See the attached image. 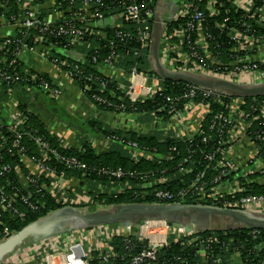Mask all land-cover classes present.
<instances>
[{"label":"built area","instance_id":"1","mask_svg":"<svg viewBox=\"0 0 264 264\" xmlns=\"http://www.w3.org/2000/svg\"><path fill=\"white\" fill-rule=\"evenodd\" d=\"M92 1L84 0L82 13L75 14L72 17L73 22L67 21L64 18L65 16L61 17L57 22L42 20L38 15V6L34 5L32 0L26 1L24 21L21 23L16 21L14 24L21 29L19 35H17L18 37L0 40V86L22 81L21 76L16 74V72L11 73L12 70H16L19 66L20 57L25 51L32 52L38 45L44 44L45 40L50 38L56 39L58 37L73 39L74 42L82 44L87 34H94L91 29L92 22L104 21L105 16L99 9L91 12ZM73 3L74 1L72 0L70 8H73ZM98 3H100V0H96V4ZM58 8L61 9L60 6ZM230 8L239 13L241 18L239 23L236 24L238 26L228 27L230 38L235 42V48L230 51L231 55L229 58L231 63L223 65L220 63L221 60L209 50L207 41L210 40V36L205 33L206 29L203 26V22L206 18H212L216 20V25H218V20L223 14H229ZM123 10L124 12L120 13L118 18L137 24L139 27L137 30L138 42L141 45V51L150 50L152 41L150 22L155 15L153 10L146 9L143 2L139 0H130ZM186 18H188V21L182 29L172 31L171 34L167 32L164 34V43L167 42L169 46L166 54L167 57L164 59L166 66L177 72L190 71L202 73L236 83L260 84L264 82V33H259L256 28V25L264 26V0H181L176 14V21ZM74 21H78L79 24L74 23ZM224 23H229V20L225 19ZM195 33L199 34V39L196 41L192 39V35ZM30 37H34V45L28 43ZM117 37L122 41L131 39L129 34L123 32H118ZM111 45L112 48H115L113 42ZM67 47H69V44L65 45V50ZM51 48L54 49L55 47L51 46ZM47 50L46 52L48 53ZM243 52L245 53L243 56L234 54ZM9 54L11 58L8 57ZM58 60L53 59L54 64L57 66L59 64ZM208 61L217 66L211 69L207 63ZM66 63L64 62V64ZM93 63L97 67V70L100 71L111 68L117 69L114 66L112 58L100 61L95 57L93 58ZM178 63H183L184 66L178 67ZM72 66L65 71L68 78L72 83L75 79L81 81L83 75L82 69L78 65H75L71 69ZM127 74L129 79L127 86L124 87L125 97L132 104L148 101L157 95L163 96L161 80L155 74L141 72L137 66L132 68ZM93 78L89 76L88 80L90 81ZM107 86L104 80L100 82V87L103 91L106 90ZM186 86L187 90L182 95L176 97L163 96L166 101L164 110L169 122H175L177 126H184L182 128L186 129L189 125L188 122L190 121L192 111L196 104H199L196 99L200 97L204 100H216L226 111V113L225 111L214 113L209 104L202 102L201 104L205 107L203 121L199 123V128L193 135L188 137L184 135L186 137L183 138L189 140L197 135L205 136L202 127L208 116H211L209 128L211 131L216 132V146L219 149L216 153L212 151L209 153L202 152L205 160L212 165L213 170L217 174L211 183L215 186H226L229 190L231 189L230 191L233 195L248 191L244 185L253 179H258L257 181H260L264 185V100L259 101L257 98H253L252 102L247 104L245 98L228 97L209 89L193 85ZM39 87L53 98H61L62 91L59 86L54 88L48 82L41 80ZM91 89L90 86H85L82 93L85 94L91 91ZM13 92L16 91L11 89L10 93ZM92 99L98 104L113 106L100 95L94 94ZM113 108L116 109L114 114L128 116L127 113H124L126 111L125 105L113 106ZM131 110H133V113L130 116L139 118L138 108L131 107ZM28 114H31L29 110L23 112L18 108L12 118L11 124L8 126L11 133V148L21 154L23 161L27 163L28 172H20L22 187L26 189L30 185L35 186L38 183L36 177L39 175L47 174V176L54 177L55 172L53 168L46 162L52 159L66 165L70 169L81 171L83 178H85L89 168L84 163L76 158L59 153L48 141L38 136L36 132H23L19 130V127L27 123ZM148 116L153 123L163 124L165 122L164 118L158 117L155 112H148ZM1 127L2 125H0V129ZM182 128L175 134V138L181 137ZM26 138L42 152L41 158L30 159L26 156L27 150L23 144V140ZM204 142H208L207 137L206 139L204 138ZM105 143H107L106 140ZM125 147L132 152L134 160L138 159L140 155H146L147 157L154 155L151 154V150H142L136 143L128 142ZM3 148L5 147L0 143V152ZM220 150L221 152H219ZM189 160L190 158L185 162L187 163ZM16 168V166L11 164L1 166L0 182ZM180 171L184 172L185 170L181 169ZM96 172L100 176L117 179L134 176L121 169H101L96 170ZM231 178L233 180L232 183L229 181ZM239 179L245 182L242 184L239 182ZM164 180L167 179H162L161 182L164 183ZM79 184L80 182L77 179L73 181L56 179L55 181H50L49 186L45 185V182L42 186L38 184L35 190L29 191L27 194H23L20 189L7 193L0 184V227H2L0 229V238L2 242L16 234L2 222L4 213L12 214L20 219L26 218V213L21 210V207H27L32 211H38L40 207H44L45 203L37 197L42 196V192L47 189L50 190L52 197L58 202L64 205H73L80 196L75 190H71V188H76ZM206 186L207 183L193 182L191 188L195 191L204 192ZM125 188L124 186H118L117 191L120 192V190H125ZM182 195L183 193H180L178 196H175L170 192L163 191L156 192L154 195H150L149 193L144 194V196H152L160 202L175 204L177 203L174 200ZM221 198L214 193L206 201L211 200L214 203L212 205L214 207L264 212V194L245 195L238 199L233 196L234 199L232 200H221ZM78 233L69 234L67 236L68 243L73 244L78 241L79 243L81 242L83 247H93L85 251L81 249L80 251L77 250L76 252L82 253L79 256H74L76 252L70 254V250L45 251L43 254L45 264H91L94 260L92 256L93 251L98 249H107L105 255L99 257V260L103 263L120 258V255L113 248H109L113 236L124 238L130 246L133 244V240H136L137 245L141 248L139 252L122 258L123 260H128L129 264H161L159 262V253L162 249L169 246L172 236H176V242L183 236L191 238L195 244L193 248L195 251H199L202 246L206 248L214 243L212 238L202 236L199 231L192 229L187 232L181 226L177 224L169 226L167 221L161 219L146 220L136 226L117 225L113 228L100 226L86 230L85 233ZM48 242H40L39 244L28 246L26 249L20 250L11 256L8 261H28L29 255L37 250L46 248Z\"/></svg>","mask_w":264,"mask_h":264},{"label":"trees","instance_id":"2","mask_svg":"<svg viewBox=\"0 0 264 264\" xmlns=\"http://www.w3.org/2000/svg\"><path fill=\"white\" fill-rule=\"evenodd\" d=\"M26 1L28 0H3L4 7L0 9V23L2 20L6 22L9 21L13 24H15L16 21L20 23L23 22L26 12L24 9ZM32 1L34 5L41 6L48 0ZM71 1L72 0H57L56 8L60 6L61 9L59 11L63 13L62 16H65L64 18H66L67 21L73 22L72 17L77 13H82L84 0H73V8H70ZM139 1L143 2L146 9L153 10L156 14L159 0ZM129 2L130 0H100V3L96 4V0H93L92 4L94 7L91 6V12H94L95 9H99L104 13V21H107L124 12L123 9L129 4ZM230 9L231 11L229 14H223L218 20V25H216V20L212 18H206L203 22V26L206 29L205 33L210 36V40L207 41L209 50L214 56H217L221 60L220 63L223 65L231 63L229 58L231 55L230 51L235 48V42L230 38L228 27L238 26L236 24L239 23L241 18L240 14L236 13L233 8ZM38 13L42 20H46V16H44L43 12L40 11ZM154 19L155 15L150 22L151 32L154 27ZM225 19H228L229 23H224ZM187 21L188 18L171 22L167 26L166 32L171 34L172 31L182 29ZM74 23L79 24L78 21H74ZM138 28L137 24L125 21L124 19L123 24H121V27L119 28H112L110 26L100 27L98 21H94L91 25L94 34H87L82 44L74 42L73 39L63 37L45 40L44 45L46 44L48 47L47 51L51 60L59 59L58 66H60L64 72L70 69L71 65H73L71 69H73L75 65H78L82 69L83 75L81 81L75 79L73 80V84L80 91H82L85 86H90L92 88L91 91L85 93V96L98 111L102 113H114L116 109L113 108V106L125 105L126 111L124 113H127L128 115L133 113L131 107L138 108V113L140 115L139 121L141 123L150 121L148 112H155L158 117H163L165 122L163 124H156L153 131L147 133L126 132L114 129L104 122L89 117L85 119L82 124L85 123L84 125L93 135H98L107 141L105 148L101 151L100 149L94 148L88 141L84 140L80 141L79 148L61 146V139L57 135L50 133L47 126H45L35 115L28 114V121L25 125L19 127L20 131L36 132L38 136H41L44 140L48 141L59 153L71 158H76L84 163L89 168V171L87 176L83 178L81 171L70 169L54 159L47 160V164L52 167L55 172L53 175L54 177L47 176V174L39 175L36 177L38 183L35 186L30 185L26 189L21 185L20 172L23 171L24 173H27V165L25 161H23L22 155L11 148V133L9 132L8 127L2 126L0 129V143L5 148L0 152V167L6 164H11L17 167L0 182L7 193H12L15 189H20L23 194H27V192L35 190L38 184L42 186L45 182V185L49 186L50 181H55L56 179L67 181L77 179L80 182L78 187L71 188V190H75L80 196L77 202L73 205H64L61 202H58L52 197L50 190L47 189L42 192V196L40 195L37 197L45 203L44 207H40L38 211H32L27 207H21V210L26 213V218L20 219L12 214L4 213L2 222L10 227L16 234L24 233L28 226L39 222L52 214L65 212L66 215L69 216V209L76 208L82 210L84 208L96 211L105 207L113 208L124 205L155 203L169 205L175 204L157 201L152 196H144L145 193L154 195L156 192L163 191L170 192L175 196L183 193V195L177 197L174 202L184 206H212L214 203L211 200L208 202L206 200L210 199L214 193H216L217 196L222 197L221 200H232L234 199L233 196L238 199L245 195L264 194V185H262L260 181H257L258 179H253L244 185L248 191L235 195H233L230 191L231 189L229 190L226 186H215L211 183L217 174L213 170L212 165H210L202 155V152L209 153L212 151L216 153L219 149L216 146V132L211 131L209 128L211 121L210 115L204 121L202 127L205 136L197 135L189 140L181 137L175 138L177 124L168 121L166 111L164 110L166 101L163 96L176 97L184 94L187 90L186 84L160 79L163 96L157 95L148 101L132 104L125 97V89L118 87V84L114 80L105 77L100 70H97V67L94 66L95 64L93 63V58L95 57L100 61L112 58L114 60V66L118 68V72L123 70L128 73L132 68L137 66L141 72L152 73L149 61L151 51L149 49L141 51V45L138 42ZM256 28L259 33H264L263 25H256ZM20 30L21 29H19L17 35H19ZM118 32L129 34L131 39L122 41L117 37ZM101 33H105V35L100 36ZM192 39H194V41L199 39V34H193ZM112 42L114 43L115 48H112ZM28 43L34 45V37H30ZM66 44H69V47L65 50L64 47ZM51 46L55 48L52 49ZM75 53H83L85 57L84 62L76 61L73 58V54ZM234 54L243 56L245 53ZM8 57H10V54ZM64 62L67 63L64 64ZM207 63L210 65L211 69L217 66L209 61ZM177 65L178 67L184 66L183 63H178ZM14 72L21 76L22 81L0 86V102L10 98L11 89L15 91H19L23 88L39 89L41 80L46 81L52 87L57 88V84L48 74L32 73L30 76V74H25L22 71L20 65L16 70H12L11 74ZM89 76L94 78L89 81ZM103 80L108 85L104 91L100 87V82ZM94 94L100 95L113 106H108V104H98L92 99ZM253 98L254 97L246 98L245 100L247 104H250ZM255 98L259 101L264 100V96ZM196 101L198 103L204 102V104H209L214 113H222L225 111L224 107L214 99L204 100L200 97L197 98ZM55 102L58 101L54 100L53 102L50 100V104ZM20 109L23 112H27L23 105ZM206 137L208 142H204V138L206 139ZM128 142L138 144L142 150L149 149L151 150V154L154 155L152 157L140 155L138 159L134 160L132 152L125 147ZM23 144L26 147V156L28 158H41L42 152L37 149L29 139H24ZM219 152H221V150ZM189 158L190 160L186 163L185 161ZM101 169H121L134 176H127L121 179L109 178L98 175L96 170ZM181 169H184L185 171L181 172ZM165 178L167 180H164L165 182L162 183L161 180ZM198 178L199 180L197 181ZM229 181L232 183V178ZM193 182L207 183L205 191L199 192L192 190L191 185ZM239 182L243 184L245 181L239 179ZM118 186H124L126 188L119 192L117 191ZM144 221L146 220H137V224L139 225ZM105 226L113 228L117 225L107 224ZM0 229H2V227H0ZM85 231L86 230L82 229L81 233H85ZM201 231L202 236L214 240L212 245L206 247L203 251L201 249L195 251L193 249L195 244L192 242L191 238L183 236L176 242V236H172L170 238L169 246L160 251L159 262H161V264H231L232 257L235 254H239L243 264H264L263 229L247 228L221 232L201 229ZM73 233H78V230H75L70 226V230L58 233L56 237L49 241L46 248L37 250L29 255L28 261L21 260L19 262H14L7 260L4 264H45L43 259L45 251H69L71 243H68L67 236ZM1 242L2 240L0 238V243ZM109 248H113V250L120 255V258L103 263L99 260V257L105 255L107 249H98L93 251L92 256L94 260L91 264H129L128 260H123L122 258L141 250L137 245L136 240H133V244L130 246L124 238L119 236H113L111 238ZM76 249L80 251L79 248ZM79 254L82 255V253L76 252L74 256H79Z\"/></svg>","mask_w":264,"mask_h":264},{"label":"crops","instance_id":"3","mask_svg":"<svg viewBox=\"0 0 264 264\" xmlns=\"http://www.w3.org/2000/svg\"><path fill=\"white\" fill-rule=\"evenodd\" d=\"M56 4L57 0H48L44 5H39L37 11L43 12L48 22H57L63 17V13L59 11L60 9L58 7L56 8ZM180 4L181 0L158 1L157 14L160 15L163 24L168 26L171 22L176 21V14ZM3 7V0H0V9ZM100 22H106L107 24L101 25ZM100 22H98L100 27L110 26L112 28H119L121 24H123V20L119 19L118 15L112 17L110 20ZM18 31L19 28L13 23L2 20L0 23V40L16 37ZM102 35H105V33L100 34V36ZM168 49L169 46L167 45V42L164 43L163 35L159 56L164 65V59L167 57L166 54ZM46 50L47 46L42 44L38 45L32 52L25 51L20 57L19 65L22 71L25 74H30V76L32 73L48 74L51 79L55 81L57 86L61 88V98H53L40 87L39 89H20L19 91L11 93L10 98L0 102V122L3 126L8 127L18 108L23 105L31 112V114L35 115L45 126H47L50 133L57 135L61 139V146L79 148L80 141L84 140L88 141L94 148L102 151V149L105 148V139L98 135H93L84 125L85 123L82 124L85 119L90 117V115L87 114L88 110L93 113L102 112L98 111L85 94L75 87L67 74L63 72L62 68L54 64V61L51 60L50 55ZM73 56L78 62H84L85 60L83 53H75ZM101 72L105 77L114 80L121 89H124L128 84V74L123 70L118 72V68H111L103 69ZM50 100L53 102L54 100H57L58 102L50 104ZM204 113L205 107L201 103L196 104L191 113L187 128L185 129L182 128L184 126L178 125L175 129V134L179 132L178 130L180 128H182L183 132L181 133V138L193 135L198 130L199 123L203 121ZM99 117L103 119L105 124L122 131L133 130L136 132L147 133L153 131L151 128L156 126V123L151 121L141 123L139 118H134L130 115L125 116L123 114L108 113L107 115H100ZM142 128H146V130L139 131ZM92 245H94V243H92ZM90 247L93 246L83 247L81 242L79 243L76 241L69 246V250L70 254H73L77 251L76 248L85 251ZM231 264H243L239 254H235L232 257Z\"/></svg>","mask_w":264,"mask_h":264},{"label":"water","instance_id":"4","mask_svg":"<svg viewBox=\"0 0 264 264\" xmlns=\"http://www.w3.org/2000/svg\"><path fill=\"white\" fill-rule=\"evenodd\" d=\"M154 20L149 61L152 73L161 80L197 86L233 98L246 99L264 96V82L260 84L236 83L202 73L177 72L164 65L160 60L159 53L167 26L163 24L157 12ZM100 24L104 25L107 23L100 22ZM87 114L103 122V119L99 116L107 115L108 113H93L88 110ZM0 125H2L1 122ZM144 130L146 128H142L139 131ZM125 131L130 132L129 130ZM132 132L136 131L132 130ZM69 212V216L65 212L52 214L28 226L24 233L15 234L10 239L0 243V264H3L11 256L20 250L26 249L28 246L52 240L58 233L70 230V226L81 232L82 229L90 230L107 224L136 226L138 225L137 220L161 219L167 221L169 226L177 223L187 232L192 229L199 232H202L201 229L215 232L247 228L264 230V212L226 209L214 206L137 204L101 208L88 212L75 208L69 209ZM204 249V246H202L201 250Z\"/></svg>","mask_w":264,"mask_h":264},{"label":"rangeland","instance_id":"5","mask_svg":"<svg viewBox=\"0 0 264 264\" xmlns=\"http://www.w3.org/2000/svg\"><path fill=\"white\" fill-rule=\"evenodd\" d=\"M75 183H77V181H75ZM82 211L86 212V209L83 208ZM88 211H90V210H88ZM88 211H87V212H88Z\"/></svg>","mask_w":264,"mask_h":264}]
</instances>
